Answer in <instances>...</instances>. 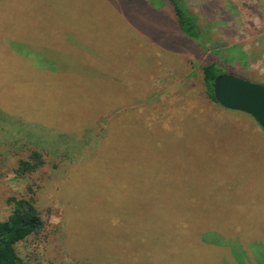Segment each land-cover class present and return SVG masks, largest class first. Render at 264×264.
<instances>
[{"label": "rangeland", "instance_id": "374dc122", "mask_svg": "<svg viewBox=\"0 0 264 264\" xmlns=\"http://www.w3.org/2000/svg\"><path fill=\"white\" fill-rule=\"evenodd\" d=\"M138 1L0 0V220L28 186L50 209L44 237L17 245L25 264H264V131L219 105L188 113L208 63L264 85V11L187 0L203 34L177 45L163 4ZM88 133L103 145L67 172L50 158L16 175L23 144L76 159Z\"/></svg>", "mask_w": 264, "mask_h": 264}, {"label": "trees", "instance_id": "16d2710c", "mask_svg": "<svg viewBox=\"0 0 264 264\" xmlns=\"http://www.w3.org/2000/svg\"><path fill=\"white\" fill-rule=\"evenodd\" d=\"M224 0H206L204 3V7H208L211 9L212 12V6L215 2H221ZM163 4L162 9L163 13H170L171 14V36L170 38H175V43L179 45L180 41L176 42V39L181 38L180 35H183L181 38L183 41H191L198 43L200 41V38L203 34V30L200 28L198 23L197 16L189 9L188 7V1L187 0H140L137 4L140 6L146 8L145 11H151L153 12L156 10L158 5ZM257 8L259 11H264V0H256ZM138 6V5H137ZM235 8V7H234ZM159 9V8H158ZM163 17L159 21V23L166 19ZM232 17V16H231ZM169 31V28H168ZM62 46L63 48L68 51V39L65 37H62ZM76 49V48H75ZM71 52L76 54L78 57L82 58L86 53L82 50H74L73 47L70 46ZM94 58V59H93ZM88 59L89 62H93L95 59L98 60V58L93 57ZM78 61H81V59H77ZM87 61V59H82ZM87 65V63H85ZM98 69V67L96 68ZM101 71H103L102 68H100ZM226 69L223 68L220 64L217 62L208 63L201 67V76H202V83H203V97L200 94H197L196 92H193L192 97L189 96V100L194 102V106H191L189 108L188 112L190 114V118L194 114V111L199 108V112L201 113L200 109L206 108L205 112L208 116H214L213 109H211L212 106H217V102L215 101L212 93V85L215 80V78L221 74H224V71ZM113 78V74L109 73L107 71V74L102 72L103 75H108ZM111 74V75H110ZM113 80V79H112ZM111 80V81H112ZM195 94V95H194ZM198 97H197V96ZM179 101V99L177 100ZM187 102H179L177 109L178 113L180 114L183 110L181 107L186 106ZM198 105V106H197ZM165 108L162 110H169L171 108V105L169 106V103L163 104ZM198 107V108H197ZM160 110L159 112H163ZM143 112L150 113L148 109L143 110ZM180 112V113H179ZM234 113V112H233ZM181 115V114H180ZM218 115V114H217ZM149 120V119H148ZM54 131L59 132L61 130L59 129H53ZM111 130V129H110ZM87 131V130H86ZM90 132V131H88ZM58 134L55 135H49L47 136L44 134L43 137H46L48 139L55 138L57 140ZM57 135V136H56ZM89 133L87 134V137L85 138V142L78 143L73 140V146L72 149L77 155L76 159L73 156L72 158H68L65 156V154H62L63 151L60 150V155H53L49 156L48 151L46 147L43 145H33V144H23V147L21 148V151L26 148L27 145H30V155L29 158H21L18 160L17 167L15 169V173L17 176L23 177L25 175H33L36 172H38L39 169H42V166L47 165L48 160L50 158L55 161V163L52 164V169L57 170L60 167L63 168L65 166L64 162H69L70 164H76L75 162L78 160V157L83 154L84 148L87 146L91 147L89 150L96 149L103 145V140H97V139H90L89 140ZM57 138V139H56ZM92 140V141H91ZM45 141H43L44 143ZM101 143V145L97 146V144ZM50 145V144H49ZM88 151V150H87ZM58 152V150H56ZM51 161V160H50ZM65 170L64 168L62 169ZM66 171V170H65ZM67 172V171H66ZM63 174L62 177L66 175ZM27 193L29 196L16 199L14 197H11L8 199V203L11 205V211L6 219L0 220V264H25L24 258L20 255L17 245L19 243H34L35 241H38L42 236L44 237V232L47 230V228L50 225V209L47 208L45 212L41 210V208L37 205V201L35 199V191L28 186L27 187Z\"/></svg>", "mask_w": 264, "mask_h": 264}, {"label": "water", "instance_id": "95a60500", "mask_svg": "<svg viewBox=\"0 0 264 264\" xmlns=\"http://www.w3.org/2000/svg\"><path fill=\"white\" fill-rule=\"evenodd\" d=\"M217 104L249 116L264 131V85L230 74L217 76L212 85Z\"/></svg>", "mask_w": 264, "mask_h": 264}]
</instances>
